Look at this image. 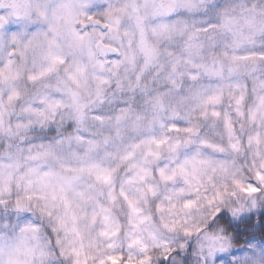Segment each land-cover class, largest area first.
<instances>
[{"label": "clouds", "instance_id": "obj_1", "mask_svg": "<svg viewBox=\"0 0 264 264\" xmlns=\"http://www.w3.org/2000/svg\"><path fill=\"white\" fill-rule=\"evenodd\" d=\"M0 264H264V0H0Z\"/></svg>", "mask_w": 264, "mask_h": 264}]
</instances>
